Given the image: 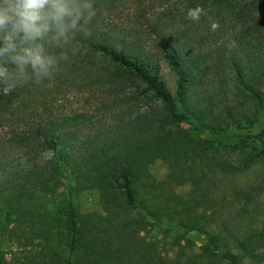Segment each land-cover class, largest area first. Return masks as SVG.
I'll return each mask as SVG.
<instances>
[{
    "label": "trees",
    "instance_id": "trees-1",
    "mask_svg": "<svg viewBox=\"0 0 264 264\" xmlns=\"http://www.w3.org/2000/svg\"><path fill=\"white\" fill-rule=\"evenodd\" d=\"M119 1L96 3L101 13ZM100 13L53 78L0 96V217L22 264H264V127L233 132L264 113V37L252 42L250 26L235 48L204 50L171 33L170 19L143 37ZM78 83L109 121L90 109L51 114L53 95ZM157 159L162 180L150 171ZM88 189L100 211L76 206ZM157 224L202 233L206 244L187 252L194 242L175 234L170 254L147 233Z\"/></svg>",
    "mask_w": 264,
    "mask_h": 264
},
{
    "label": "rangeland",
    "instance_id": "rangeland-1",
    "mask_svg": "<svg viewBox=\"0 0 264 264\" xmlns=\"http://www.w3.org/2000/svg\"><path fill=\"white\" fill-rule=\"evenodd\" d=\"M201 7L205 10L198 21L187 19L189 9ZM100 17L107 25L116 24L130 33H139L141 36H148L150 33V23L167 22L169 30L173 34L184 33L187 40L193 46L201 47L204 50H218V47L227 45L235 40L239 44L245 31L252 26V42L256 38L264 37V0H121L117 5L106 8L100 13ZM218 23L219 28L212 29V23ZM148 38V37H147ZM264 40V39H263ZM151 46V39L146 40ZM264 45V42H263ZM161 76L170 91H174L175 76L168 65L161 60ZM89 96L87 87L83 83L76 86L61 87L53 95L51 100V114L57 115L73 110L90 109L91 117L96 120L109 121L111 114L93 108L88 105L86 97ZM93 97V96H92ZM99 98L100 95H95ZM94 99V98H93ZM92 99V100H93ZM98 103V101H95ZM96 107V106H95ZM264 127V113L260 115L257 124L252 128L234 130V134L245 132H255ZM7 129L2 128L1 133L6 134ZM150 171L153 176L162 180L167 172L166 163L157 159L151 166ZM189 186H175L178 193H184ZM68 193V182L63 181L57 191V198L65 201ZM78 209L82 212L100 211L98 191L88 189L77 193L73 197ZM264 199V198H263ZM264 204V200H263ZM5 223L0 217V264H22L21 248L4 233ZM167 234L160 225L151 226L147 232L149 236L164 242V249L173 254L174 249L170 248V241L175 234H180L191 239L194 244L187 248V252L199 251L206 244V239L202 233L188 231L186 229H169ZM225 247V246H224ZM243 264H254L250 260H245Z\"/></svg>",
    "mask_w": 264,
    "mask_h": 264
},
{
    "label": "clouds",
    "instance_id": "clouds-1",
    "mask_svg": "<svg viewBox=\"0 0 264 264\" xmlns=\"http://www.w3.org/2000/svg\"><path fill=\"white\" fill-rule=\"evenodd\" d=\"M99 13L96 0H0V96L53 78L60 60L81 52L77 37L93 35L90 25ZM204 14L201 7L189 9L187 19ZM236 46L235 40L227 44Z\"/></svg>",
    "mask_w": 264,
    "mask_h": 264
}]
</instances>
